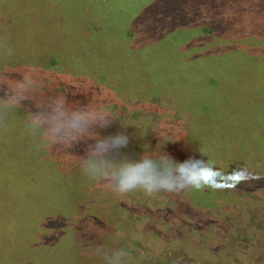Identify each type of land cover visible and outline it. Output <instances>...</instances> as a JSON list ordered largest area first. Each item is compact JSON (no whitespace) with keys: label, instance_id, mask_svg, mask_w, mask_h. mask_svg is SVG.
Instances as JSON below:
<instances>
[{"label":"rangeland","instance_id":"1","mask_svg":"<svg viewBox=\"0 0 264 264\" xmlns=\"http://www.w3.org/2000/svg\"><path fill=\"white\" fill-rule=\"evenodd\" d=\"M18 8L22 24L8 18ZM77 20L60 48L52 30ZM88 21L136 32L129 83L104 80L99 45L79 42ZM24 76L41 102L112 117L74 144L53 143L30 124L31 101L0 99V264H264V0H0V98ZM98 134L128 144L91 158ZM178 151L226 161V175L243 170L215 189L232 212L184 217L163 190L120 193L87 173Z\"/></svg>","mask_w":264,"mask_h":264},{"label":"clouds","instance_id":"2","mask_svg":"<svg viewBox=\"0 0 264 264\" xmlns=\"http://www.w3.org/2000/svg\"><path fill=\"white\" fill-rule=\"evenodd\" d=\"M0 99L5 101L4 106L7 108L31 101L35 110L32 111L30 124L46 130L48 139L53 143L74 144L92 133L93 128L109 126L112 117L95 105L72 108L65 98L41 102L35 98L32 80L28 76L18 80ZM127 144L128 137L123 134L97 137L95 143L88 146V156L103 158ZM242 171L237 170L226 175L204 159L190 158L177 162L169 155L160 154L124 161L112 171L92 166L87 173L93 178L101 175L104 182L115 185V190L120 193L138 188L153 193L160 190L178 192L202 187L220 189L234 183Z\"/></svg>","mask_w":264,"mask_h":264},{"label":"trees","instance_id":"3","mask_svg":"<svg viewBox=\"0 0 264 264\" xmlns=\"http://www.w3.org/2000/svg\"><path fill=\"white\" fill-rule=\"evenodd\" d=\"M51 6H53V4ZM20 13H21V8L15 9V12L11 13L12 15L10 14L8 15V18L10 17L9 20L14 19V16L17 15L16 17L17 19L15 18L14 23L17 21V22H21L22 24L23 18L21 19L19 17ZM36 17L37 15H35V18ZM78 24H79V20L75 22L66 23V25H63L61 23L57 25V27H55V29L52 30L53 32L52 35L55 36L54 43L58 42V46L60 48H65V47L68 48V46H70V40L71 42H74L75 40L73 36L70 38V35L68 33L69 29L76 28ZM94 25H99V24H93L92 21L91 22L88 21L87 25L84 28H81V29L86 30L85 34L87 36H79V42H82V37H87V38L93 37L96 44L99 45L98 48L100 50L98 51V54L100 56L101 55L103 56H101V58H98V59L99 61L100 60L104 61V62L102 61L103 62L102 67H105V73L108 72L107 74H104L105 81H108L110 84H113V85L115 81L125 82V80H127V82L129 83L128 79H125L124 77L127 76L125 74L129 73L127 72L128 70L127 67L134 66L133 62L135 61V58L137 56L136 55L137 51H134V48L136 46L135 44H137V43H134L136 41V37H135L136 32L134 33L132 30L133 28L131 27H125L124 29L121 28L120 30H118V27H114V26H107L106 28V27H99V26H94ZM143 33L144 32H141L140 34H143ZM105 42H108L109 46H106ZM145 43H147V41ZM144 47H142V49ZM80 55L81 57L88 56L87 54H84V53H80ZM108 55H111L113 57L111 59H107ZM96 56L98 57V55ZM50 63L51 65L54 66L58 63V61L56 58H51ZM138 67H139V64H138ZM141 71H138V73H141ZM117 74L120 77H117ZM122 75H125V76L123 77ZM136 75H137V72H136ZM131 79L133 80V78ZM134 83L136 82L134 81ZM120 86L122 87V85H118V87ZM190 111L191 110L187 112L189 116L193 117L194 115ZM98 129L100 128L98 127ZM97 137H103V136L98 134ZM234 152L238 154L240 151H234ZM191 155L185 156L184 151H178V153L170 157L173 160L180 162V161H184L185 157L186 159H190V158L195 159L196 155H194L193 157ZM207 157H210V156H207ZM255 157L259 158L260 160H264V154L261 155V153H257ZM227 166H228V162L225 161L223 162L222 166L220 165L215 168H217L219 171H222ZM259 174L260 176H264V171L259 172ZM241 177H245L246 179L247 176H245V173H244L243 176ZM239 186L241 185H236L234 187H239ZM229 187H232V184ZM215 194H216V190L213 188H208V187H202L201 189L188 188V189H185L183 191H178V192H167L166 200L171 201L176 205V209H175L176 211H180L181 209L187 213L188 211L193 210L196 214H206L208 218L212 217L211 213L209 212L212 209H219L222 212L221 214H224V213L229 214L230 212L234 210L233 208V210L229 211V208H230L229 206H224V205L219 206V204L216 202ZM242 204H243L242 202L239 203V207H241ZM235 211L238 212L237 209ZM186 213L184 214V217L185 216L190 217V215Z\"/></svg>","mask_w":264,"mask_h":264}]
</instances>
